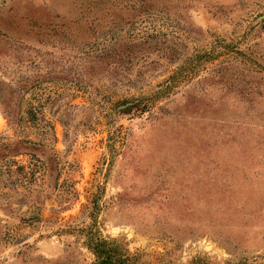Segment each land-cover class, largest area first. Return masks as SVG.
I'll return each mask as SVG.
<instances>
[{
	"label": "rangeland",
	"instance_id": "1",
	"mask_svg": "<svg viewBox=\"0 0 264 264\" xmlns=\"http://www.w3.org/2000/svg\"><path fill=\"white\" fill-rule=\"evenodd\" d=\"M93 222L138 264H264V0H0V264H92Z\"/></svg>",
	"mask_w": 264,
	"mask_h": 264
},
{
	"label": "trees",
	"instance_id": "2",
	"mask_svg": "<svg viewBox=\"0 0 264 264\" xmlns=\"http://www.w3.org/2000/svg\"><path fill=\"white\" fill-rule=\"evenodd\" d=\"M184 79L178 71L170 74L157 85L151 94L140 98L135 103L126 104V108L123 107L122 111L136 107H142V110L150 108L160 98L170 94ZM26 112L28 120H31L36 113L34 110H27ZM84 232L86 236L85 244L95 257L92 264H138L137 258L127 247L123 246L116 238L104 237L95 222L84 229Z\"/></svg>",
	"mask_w": 264,
	"mask_h": 264
}]
</instances>
